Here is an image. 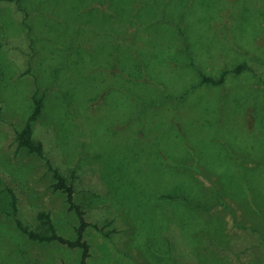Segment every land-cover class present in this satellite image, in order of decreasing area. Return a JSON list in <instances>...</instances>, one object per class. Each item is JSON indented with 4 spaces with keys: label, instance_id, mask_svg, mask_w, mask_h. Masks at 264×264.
I'll use <instances>...</instances> for the list:
<instances>
[{
    "label": "rangeland",
    "instance_id": "obj_1",
    "mask_svg": "<svg viewBox=\"0 0 264 264\" xmlns=\"http://www.w3.org/2000/svg\"><path fill=\"white\" fill-rule=\"evenodd\" d=\"M54 170L86 264H264V0H0V264L78 263Z\"/></svg>",
    "mask_w": 264,
    "mask_h": 264
},
{
    "label": "trees",
    "instance_id": "obj_2",
    "mask_svg": "<svg viewBox=\"0 0 264 264\" xmlns=\"http://www.w3.org/2000/svg\"><path fill=\"white\" fill-rule=\"evenodd\" d=\"M242 67H235L234 72H239ZM224 73L221 75V78L219 81H215L209 77H202V81L204 83L210 82L212 84H218L222 81ZM202 82V83H203ZM42 107V103L39 100H35V105H34V111L33 115L31 116V120L34 119L38 113L40 112ZM19 137L21 139L22 144L30 148L32 151H36L37 154H41V147L40 145H34L32 141V128L29 122L25 125V127L21 130ZM54 175L56 178V183L54 187L56 189L62 190L65 195H66V202L71 210L74 211V213L77 216L78 219V225L75 227L74 231L76 233V238L74 240L66 239L60 235H58L51 222H50V217L49 214L47 213H40L39 217L40 218H45L46 225L48 227V230L46 232H35L33 230H28L25 227H20V230L31 240L38 241V242H51V241H57L62 244H66L70 248H79L81 250L80 258L77 264H86L87 257L89 255L88 252V245L86 242L83 240V233L84 229L87 226V223L84 219L83 212L80 209L79 204H77L74 199H73V189L70 185L66 183V180L63 176H61L57 170H54ZM14 201V199H13ZM12 201V203H13Z\"/></svg>",
    "mask_w": 264,
    "mask_h": 264
}]
</instances>
